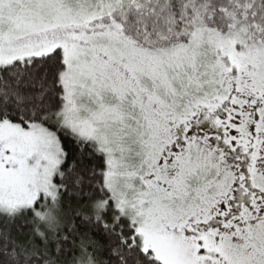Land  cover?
<instances>
[{"label": "snow or ice", "instance_id": "6c2138e0", "mask_svg": "<svg viewBox=\"0 0 264 264\" xmlns=\"http://www.w3.org/2000/svg\"><path fill=\"white\" fill-rule=\"evenodd\" d=\"M0 264H264V0H0Z\"/></svg>", "mask_w": 264, "mask_h": 264}]
</instances>
